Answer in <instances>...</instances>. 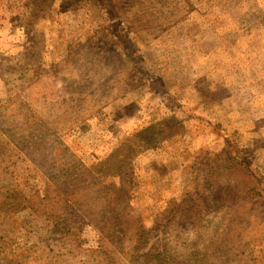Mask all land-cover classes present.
Segmentation results:
<instances>
[{
  "label": "rangeland",
  "instance_id": "rangeland-1",
  "mask_svg": "<svg viewBox=\"0 0 264 264\" xmlns=\"http://www.w3.org/2000/svg\"><path fill=\"white\" fill-rule=\"evenodd\" d=\"M153 3L145 40L108 0H0V264H193L224 229L207 264H232L262 227L264 0ZM65 153L147 243L51 217Z\"/></svg>",
  "mask_w": 264,
  "mask_h": 264
},
{
  "label": "trees",
  "instance_id": "trees-1",
  "mask_svg": "<svg viewBox=\"0 0 264 264\" xmlns=\"http://www.w3.org/2000/svg\"><path fill=\"white\" fill-rule=\"evenodd\" d=\"M113 4L114 9L124 21L127 29L135 34L137 38L147 39L153 36L151 32L150 22L147 15H153V0H108ZM146 21V22H144ZM91 51L94 48H90ZM118 55L117 53H115ZM116 71V70H115ZM119 70L117 74H120ZM123 75V74H122ZM128 75V73H127ZM127 75L124 76L127 78ZM99 98V97H97ZM102 99V97H101ZM106 101V100H105ZM104 102H101V104ZM100 105V104H99ZM23 131V130H22ZM42 150L43 148H38ZM64 150V149H63ZM67 160L61 162L56 161L50 165L52 171H56L55 175L50 178L49 190L50 193L56 195L52 202L51 217H58L60 210L64 211V215L69 213V218H74L90 224L103 237H111L115 241H124L134 243L131 248L132 251L138 249L140 244H145L156 232L150 233L130 213L126 212L125 206L122 208H115L112 198L113 195L110 190L99 181L98 174L93 167H87L78 162V160L71 154ZM48 167V162L46 163ZM58 169V170H57ZM59 180L60 182H58ZM54 198V197H53ZM45 202L46 199L44 200ZM62 202L63 207L53 211L56 204ZM50 205V204H49ZM71 210L66 212V210ZM64 217V216H60ZM262 218V227L250 226V229L245 232L246 236L243 240L237 242V248H234L233 259L229 255L232 264H250L256 261L255 257L262 250L260 246L264 245V216ZM259 228L256 230V228ZM255 228V230H254ZM222 234L210 236L207 242L202 245L200 250L202 252L192 255L194 258L193 264H207L208 253L215 251V253L223 254L225 251L216 246V243L221 242L223 238H227L230 234L224 229ZM117 244V243H116ZM155 251L150 250L147 256L152 259H157ZM254 257V258H253Z\"/></svg>",
  "mask_w": 264,
  "mask_h": 264
}]
</instances>
